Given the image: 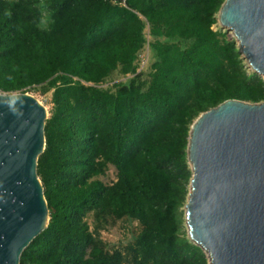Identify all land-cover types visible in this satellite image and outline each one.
I'll return each mask as SVG.
<instances>
[{
	"label": "trees",
	"instance_id": "1",
	"mask_svg": "<svg viewBox=\"0 0 264 264\" xmlns=\"http://www.w3.org/2000/svg\"><path fill=\"white\" fill-rule=\"evenodd\" d=\"M224 2L0 0V92L53 91L38 160L50 222L21 264H210L183 230L191 127L227 100L264 102V77L214 29ZM117 71L127 80L103 88ZM93 211L137 222L134 242L108 250Z\"/></svg>",
	"mask_w": 264,
	"mask_h": 264
},
{
	"label": "water",
	"instance_id": "2",
	"mask_svg": "<svg viewBox=\"0 0 264 264\" xmlns=\"http://www.w3.org/2000/svg\"><path fill=\"white\" fill-rule=\"evenodd\" d=\"M221 25L264 74V0H225ZM47 108L31 93L0 92V264H21L48 228L38 160ZM186 229L210 264H264V102L227 100L193 123Z\"/></svg>",
	"mask_w": 264,
	"mask_h": 264
},
{
	"label": "rangeland",
	"instance_id": "3",
	"mask_svg": "<svg viewBox=\"0 0 264 264\" xmlns=\"http://www.w3.org/2000/svg\"><path fill=\"white\" fill-rule=\"evenodd\" d=\"M45 19L43 23V27H47L48 25V13L45 12ZM215 30L227 32L230 39H235L233 37V33L225 29L219 22V14L217 15V24L214 26ZM236 40V39H235ZM239 46V44H238ZM240 48V47H239ZM241 50V48H240ZM141 56L147 60L148 64L144 67V73L147 75L150 70V65L154 62V57L149 50L148 47L142 52ZM243 58L247 65V70L250 74L256 73L245 56ZM145 75V78H146ZM127 80V77L123 76L119 71L115 72L103 85V88H112L115 83L124 82ZM41 103L47 108L49 117H51L54 111V104L52 101L53 91L48 93H42L41 91H33L31 92ZM191 166V165H190ZM117 179V171L114 167H110L106 176L101 177V180L110 185L114 183ZM190 190V188H189ZM185 207H184V216H183V230L185 231L187 237L190 239L189 233L186 229V215H185ZM88 225L90 226L91 231H98L100 234V239L103 241L105 247L110 250H123L127 245L131 244L135 240V235L139 230L137 222L131 221L129 219H124L121 221H113L108 218H104L99 216L97 212L88 213L84 219ZM191 240V239H190Z\"/></svg>",
	"mask_w": 264,
	"mask_h": 264
},
{
	"label": "built area",
	"instance_id": "4",
	"mask_svg": "<svg viewBox=\"0 0 264 264\" xmlns=\"http://www.w3.org/2000/svg\"><path fill=\"white\" fill-rule=\"evenodd\" d=\"M146 64H148L147 60L144 59L143 57H141V62H140V68H139V72L143 71L144 67L146 66Z\"/></svg>",
	"mask_w": 264,
	"mask_h": 264
},
{
	"label": "bare ground",
	"instance_id": "5",
	"mask_svg": "<svg viewBox=\"0 0 264 264\" xmlns=\"http://www.w3.org/2000/svg\"><path fill=\"white\" fill-rule=\"evenodd\" d=\"M219 22H220V24H221V21H220V19H219ZM233 36H234V33H233ZM245 58H247V57H245ZM254 70V69H253ZM262 76L264 77V74L262 73Z\"/></svg>",
	"mask_w": 264,
	"mask_h": 264
}]
</instances>
